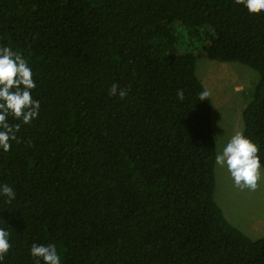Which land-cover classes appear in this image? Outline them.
Masks as SVG:
<instances>
[{
	"label": "trees",
	"instance_id": "16d2710c",
	"mask_svg": "<svg viewBox=\"0 0 264 264\" xmlns=\"http://www.w3.org/2000/svg\"><path fill=\"white\" fill-rule=\"evenodd\" d=\"M0 45L29 60L41 102L0 151V183L17 192L0 199L14 240L4 264H34L32 243H54L62 264H264V237L216 200L213 103L199 101L197 73L201 58L255 71L243 132L264 157V12L235 0H0Z\"/></svg>",
	"mask_w": 264,
	"mask_h": 264
},
{
	"label": "clouds",
	"instance_id": "9594fccd",
	"mask_svg": "<svg viewBox=\"0 0 264 264\" xmlns=\"http://www.w3.org/2000/svg\"><path fill=\"white\" fill-rule=\"evenodd\" d=\"M248 13L264 12V0H235ZM37 88L34 71L28 59L11 46L0 45V151H11L13 142H18V133L23 125L39 118L41 102L34 97ZM116 86H113L115 92ZM123 99L127 93L120 91ZM177 95L184 99V91ZM211 95L208 89L198 93L199 101ZM260 147L243 131H237L223 142L215 155V163L226 168L234 185L240 189L257 190L262 178L264 157ZM17 192L8 183H0V199L11 204ZM13 234L8 227L0 226V264L13 247ZM29 255L34 264H62L61 254L54 243H32Z\"/></svg>",
	"mask_w": 264,
	"mask_h": 264
},
{
	"label": "rangeland",
	"instance_id": "374dc122",
	"mask_svg": "<svg viewBox=\"0 0 264 264\" xmlns=\"http://www.w3.org/2000/svg\"><path fill=\"white\" fill-rule=\"evenodd\" d=\"M197 73L211 93L212 123L218 150L237 131H243L246 95L257 79L255 71L240 62L198 60ZM257 190L236 187L226 168L216 166L215 197L226 217L253 239L264 237V168Z\"/></svg>",
	"mask_w": 264,
	"mask_h": 264
}]
</instances>
